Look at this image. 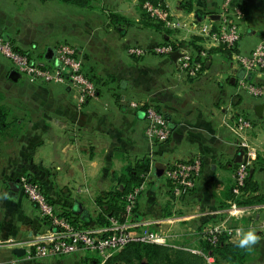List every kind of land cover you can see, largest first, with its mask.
<instances>
[{
	"label": "crops",
	"instance_id": "crops-1",
	"mask_svg": "<svg viewBox=\"0 0 264 264\" xmlns=\"http://www.w3.org/2000/svg\"><path fill=\"white\" fill-rule=\"evenodd\" d=\"M156 1V0H155ZM187 23L167 30L147 18L141 0H89L86 6L60 0H0V35L33 58L51 61L62 39L73 41L83 59L84 73L96 85V95L78 103L68 84L30 81L0 57V106L7 112V128L0 132V262L1 264H83V253L28 261L13 248L51 228L20 191L18 178L27 175L38 184L58 213L75 218L78 226L101 229L97 221L110 191L123 189L118 181L127 164L147 160L149 172L134 214L156 232L187 231L206 224L254 227L264 236V99L238 85L241 69L228 51L212 38L198 34L208 18L218 23L221 0H157ZM243 14L240 51L248 53L264 30V0H234ZM100 5V7H98ZM118 15L127 23L112 20ZM172 42L202 64L196 77L177 69L176 61L153 48ZM147 49L141 58L126 49ZM264 84V70L250 76ZM156 107L171 133L161 143L144 134L143 108ZM252 122L244 141L232 130L235 115ZM256 151L245 197L252 204L237 205L244 214L229 213V187L244 150ZM198 156L201 174L195 188L175 199L163 172L166 164ZM240 194V195H241ZM108 222V221H107ZM251 264H264V240L254 247ZM75 256V259L70 257ZM78 258H77V257ZM79 257H82L81 259ZM82 260V263L80 261ZM13 261V263H11Z\"/></svg>",
	"mask_w": 264,
	"mask_h": 264
},
{
	"label": "built area",
	"instance_id": "built-area-1",
	"mask_svg": "<svg viewBox=\"0 0 264 264\" xmlns=\"http://www.w3.org/2000/svg\"><path fill=\"white\" fill-rule=\"evenodd\" d=\"M142 8L149 18L162 22L163 26L170 30L181 29L187 25L161 2L153 3L150 0H144ZM242 18V11L234 4V0H221L217 25L214 26V21L208 18L200 24L197 31L201 36L212 38L228 51L230 58L243 72V76L238 81L239 88L254 98L264 99V84L255 83L250 78L251 75L264 70V30L257 44L248 53H242L240 51ZM175 50L181 53L176 59L177 69L188 77H196L202 69V64L188 51L182 48L175 49L170 43L153 48V52L157 55H167ZM127 52L136 58L147 54V51L139 46H131ZM53 53L54 57L51 61L33 58L27 52L17 48L11 40L0 35V56L11 63L18 74L35 82L68 84L77 91L79 104L93 98L96 95V85L84 73L83 59L77 46L69 42H58L53 48ZM130 106L135 109L143 108L144 134L147 140L161 143L169 138L171 133L169 123L156 107L139 101L131 102ZM251 128V120L244 115L238 114L233 117L232 130L237 138L244 141L245 134ZM243 146V153L233 174L232 192L235 196L241 194V189L249 177L250 167L256 159L255 149L244 142ZM201 169V160L198 156L166 164L163 174L169 183L172 197L180 199L188 195L195 188ZM18 186L26 198L35 205L41 218L47 220L51 226L49 230L23 245L25 259L60 257L80 252L106 261L115 252L134 242L183 248L170 241V234L153 231L148 223L135 219L134 214L140 194L144 190V182L132 187L126 193L121 219L109 217L108 225L101 229L76 227L70 218L59 214L54 209L44 190L27 175L18 178ZM229 213L240 217L244 211H241L236 202L232 201ZM249 226L252 225L249 224ZM240 227L243 226H232L223 221L207 226L200 235L202 239L214 243L218 235L225 233L231 241H234V233ZM174 239L177 238L174 237ZM183 249L191 251L188 248ZM204 256L208 264H213L211 257Z\"/></svg>",
	"mask_w": 264,
	"mask_h": 264
},
{
	"label": "trees",
	"instance_id": "trees-1",
	"mask_svg": "<svg viewBox=\"0 0 264 264\" xmlns=\"http://www.w3.org/2000/svg\"><path fill=\"white\" fill-rule=\"evenodd\" d=\"M62 2L74 4L77 6H86L89 0H60ZM144 0H141L143 2ZM153 3H158L160 1L150 0ZM162 3V2H161ZM112 20L114 22H124L123 17L118 15H113ZM148 19H151L147 16ZM152 20V19H151ZM154 21V20H153ZM158 22V21H155ZM163 26L162 22H158ZM165 29L170 30L165 27ZM176 49L177 46L169 42ZM167 44V43H165ZM227 51V50H226ZM194 58V57H193ZM197 58V57H196ZM194 58V59H196ZM7 112L4 110L2 106H0V132L7 128L6 124ZM149 172V165L147 160H141L134 163H129L123 167L120 176L118 177V181L123 183V189L115 188L110 191L109 201L106 202V207L102 209V212L99 214L97 221L100 225H108L109 217H116L121 219L124 210V197L126 193L134 186L141 184L146 180L147 174ZM250 178H247L244 187L241 189V193L245 194L249 190L250 186ZM233 186V184H232ZM232 186L229 187L228 190V198L235 201L238 205H249L252 204L255 196H248L244 198V195L235 196L232 192ZM260 202H264V200H260ZM70 218L72 224L76 227L78 224L76 223L75 218H71V216L67 213L63 214ZM108 221V222H107ZM206 224L198 226L197 234L201 236L203 227ZM200 251L203 255L209 256L213 259V264H248L252 261V257H250V252H254V250H243L236 247L234 241H231L229 237L225 233H221L217 236V239L214 243H211L208 240L202 239L200 243ZM86 255V254H85ZM88 255V254H87ZM109 262L116 263L118 261L124 263H134L137 264H206L202 256L188 252L183 249H172L167 246L150 244V243H129L125 247L122 248L121 251L113 254L110 258H108ZM90 264H96V259H90Z\"/></svg>",
	"mask_w": 264,
	"mask_h": 264
},
{
	"label": "rangeland",
	"instance_id": "rangeland-1",
	"mask_svg": "<svg viewBox=\"0 0 264 264\" xmlns=\"http://www.w3.org/2000/svg\"><path fill=\"white\" fill-rule=\"evenodd\" d=\"M88 5V4H87ZM98 7H100V5H98ZM141 9L143 10V8H142V4H141ZM143 12L145 13V11L143 10ZM145 15H147L146 13H145ZM59 42H69V43H74L73 41H70V40H65V39H62V40H60ZM240 44H241V40H240ZM131 47V46H130ZM130 47H128V48H130ZM128 48L126 49V54L128 55V56H130V57H133L132 55H129L128 54ZM145 49V48H144ZM146 51H148L147 49H145ZM1 57V56H0ZM143 57V56H142ZM3 58V57H2ZM136 58V57H135ZM138 58H141V57H137V59ZM10 65H11V63H10ZM142 194V193H141ZM140 194V195H141ZM24 195V194H23ZM25 196V195H24ZM26 197V196H25ZM140 198V197H139ZM137 206H138V204H137ZM137 209V208H136ZM135 212H136V210H135ZM60 214V213H59ZM61 215H63V213H61ZM72 218V217H71ZM203 227H205V228H207V225H204ZM197 228H198V226L197 227H195L194 228V230H192L191 232L190 231H187V228L185 227V226H180L179 228H178V230H174V229H167V230H165V231H163V232H161V233H166V234H170V236H171V238H170V241L173 243V244H177V245H179L180 247H183V248H188V249H191V251L190 250H186V251H188V252H192V253H196V254H198V255H200V256H202V258L204 259V261H205V263L206 264H208V262H207V260L205 259V256L201 253V251H200V243H201V240H202V238H201V236H199V234H197ZM174 235V236H173ZM177 238V239H174L173 240V238ZM167 247H170V248H172V249H183V248H176V247H171V246H167ZM253 249L254 248H252V251H253ZM122 249H120L119 251H121ZM183 250H185V249H183ZM119 251H117V252H119ZM117 252H115L114 254H116ZM73 254H75V253H73ZM71 255V254H70ZM65 256H68V255H65ZM113 256V255H112ZM61 257H64V256H61ZM77 257V256H76ZM250 257H252V260L254 259V258H256V256L253 254V252H250ZM72 258L73 259H75V256L73 257V255H72V257H70V260H72ZM78 258V257H77ZM80 259L82 258V257H79ZM84 260L85 261H83V264H90V259H92V258H94V259H96V264H137L136 262H134V263H124V262H120V261H118V262H116V263H112V262H109L108 261V259L106 260V261H101V260H99L97 257H95V256H92V255H90V254H86V255H84ZM43 259H45V258H43ZM28 261H39V260H42V259H27ZM80 261V260H79ZM81 263H82V260L80 261ZM145 263V262H144ZM248 264H251V263H248Z\"/></svg>",
	"mask_w": 264,
	"mask_h": 264
},
{
	"label": "clouds",
	"instance_id": "clouds-1",
	"mask_svg": "<svg viewBox=\"0 0 264 264\" xmlns=\"http://www.w3.org/2000/svg\"><path fill=\"white\" fill-rule=\"evenodd\" d=\"M0 199H11V197L4 193ZM264 240V236L258 234L257 229L254 227H240L234 233V243L236 247L243 250H251L256 245Z\"/></svg>",
	"mask_w": 264,
	"mask_h": 264
},
{
	"label": "water",
	"instance_id": "water-1",
	"mask_svg": "<svg viewBox=\"0 0 264 264\" xmlns=\"http://www.w3.org/2000/svg\"><path fill=\"white\" fill-rule=\"evenodd\" d=\"M180 55H181V53L179 51H177V50L172 51V52L169 53V56L172 58V60H175V61H176V59L178 57H180ZM263 109H264V104L263 103L257 104L255 106V108H254L255 114L258 117H261ZM251 172H252V169L249 170V175H250ZM12 252L16 256H19L20 257V256H23L24 255L25 250H24V248L18 247V248H13L12 249ZM143 264H145V263H143Z\"/></svg>",
	"mask_w": 264,
	"mask_h": 264
}]
</instances>
